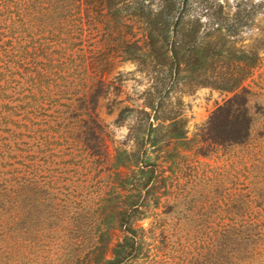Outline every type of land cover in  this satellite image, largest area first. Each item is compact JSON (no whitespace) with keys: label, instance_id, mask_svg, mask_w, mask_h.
Segmentation results:
<instances>
[{"label":"trees","instance_id":"obj_1","mask_svg":"<svg viewBox=\"0 0 264 264\" xmlns=\"http://www.w3.org/2000/svg\"><path fill=\"white\" fill-rule=\"evenodd\" d=\"M263 6L264 0H242L231 14L219 2L207 3L211 22L202 32L187 0H0V264H264V128L256 130L245 90L202 130V142L222 148L227 161L220 192L206 191L194 205L166 190L150 156L186 141L183 120L138 129L130 150L117 151L115 166L127 173H116L118 187L103 192L47 168L61 157L52 148L61 126L60 116L51 126L43 112L87 110L91 96L96 103L84 64L98 23H139L142 44L124 40L122 53L167 63L172 76L191 78L224 64L225 52L231 60V38ZM242 71L227 67L237 77L230 91L249 76ZM93 120L95 142L88 129L75 139L96 155L102 141ZM116 231L122 238L113 244Z\"/></svg>","mask_w":264,"mask_h":264},{"label":"rangeland","instance_id":"obj_2","mask_svg":"<svg viewBox=\"0 0 264 264\" xmlns=\"http://www.w3.org/2000/svg\"><path fill=\"white\" fill-rule=\"evenodd\" d=\"M187 1L192 5V19H199L202 32H207L211 19L203 11L205 4L219 2L233 14L242 0ZM253 1L258 3L262 0ZM143 34L139 23L126 22L117 26L111 21L109 26L96 24L88 35L85 84L90 86L94 82L96 103L92 102L91 96L85 100L87 110H43L47 120L53 122L51 126L55 124V117L60 116L61 126L60 134L56 135L57 145H52L61 157L51 158L47 168L57 171L64 178L107 192L112 186L118 187L114 184L116 173L123 176L127 173L125 168L115 166L117 151L124 148L130 150L138 129L150 124L153 127L161 123L167 125L168 118L176 117L185 122L186 141H172L150 156L163 173L162 178L169 188L166 190L181 193L187 196L186 200L193 199L194 205L200 194L220 192V174L227 161L222 148L208 147L202 142V130L211 115L236 93L245 90L247 109L256 119L255 128H264V6L254 16L250 27L231 38L230 46L235 56L230 60L225 52L224 64L221 63L215 70L208 68L197 77L186 78L184 73L172 76L167 63L140 61L132 53H122V41L129 40L134 48L133 42L139 40L138 45L142 44ZM227 67H238L245 75L249 74L233 91L230 88L237 77L231 78ZM180 69H183L182 65ZM93 107L95 110H92ZM93 117L100 123L102 141L100 152L96 155L92 151H84L82 144L75 139L79 131L88 129L95 142L94 134L99 132V128ZM33 119L38 121L34 116ZM48 131L52 135L51 130ZM51 162L59 165H52ZM232 174L238 175L236 170ZM207 178H213L215 186L206 184ZM142 225L148 227L149 220ZM121 238L122 234L116 231L113 244Z\"/></svg>","mask_w":264,"mask_h":264}]
</instances>
